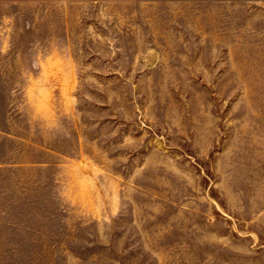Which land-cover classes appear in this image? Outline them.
I'll return each mask as SVG.
<instances>
[{"label":"rangeland","instance_id":"obj_1","mask_svg":"<svg viewBox=\"0 0 264 264\" xmlns=\"http://www.w3.org/2000/svg\"><path fill=\"white\" fill-rule=\"evenodd\" d=\"M0 264H264V0H0Z\"/></svg>","mask_w":264,"mask_h":264}]
</instances>
